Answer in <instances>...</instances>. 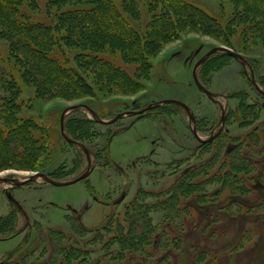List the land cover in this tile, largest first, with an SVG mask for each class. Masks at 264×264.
<instances>
[{"label":"rangeland","instance_id":"374dc122","mask_svg":"<svg viewBox=\"0 0 264 264\" xmlns=\"http://www.w3.org/2000/svg\"><path fill=\"white\" fill-rule=\"evenodd\" d=\"M35 1L34 9L27 0L22 6L34 11L35 18L52 17L54 6L47 8L48 0ZM188 1L217 17L226 30L200 15L192 17V25L148 50L152 55L146 51L147 76L133 61L111 60L113 67L132 70L128 91L119 87L118 72L99 75L98 83L94 74L100 60L86 62L75 55V44L63 40L68 61L81 77L77 82L85 86L82 95L61 91L56 69L22 59L20 68L28 71L20 88L6 85L0 76V100L6 98L9 109L44 126L53 145L40 161L44 147L32 140L35 127L18 123L1 137L6 143L0 155H27L36 161V170H0V178L6 179L0 181V216L13 217L11 232L0 235V264H51L61 257L60 245L63 254V246L76 243L87 251V264H264V41L259 33L245 39L239 21L231 20L234 9L264 15V0ZM144 15L142 11L133 22L144 27ZM61 30L62 24L53 31ZM36 33L29 27L25 38L31 52L47 59L51 52L37 42ZM10 39L0 30L3 63ZM84 46L108 49L106 42ZM218 47L231 52L232 59L221 49L207 57L196 70L201 89L192 79L193 66ZM165 99L183 102L188 111L173 102L151 106ZM72 124L80 125L79 131ZM234 148L250 164L239 175L249 194L224 199L216 172ZM87 171L88 176L70 185H52L42 176L23 183L35 172L62 183ZM186 172L192 184L182 193L179 178ZM229 199L234 202L228 206ZM118 222L125 235L132 230L130 238L137 234L140 241L133 246L129 240L128 246L125 240L121 249L118 241L108 243L111 256L105 257L101 239L117 235ZM81 258L72 264H81Z\"/></svg>","mask_w":264,"mask_h":264},{"label":"trees","instance_id":"16d2710c","mask_svg":"<svg viewBox=\"0 0 264 264\" xmlns=\"http://www.w3.org/2000/svg\"><path fill=\"white\" fill-rule=\"evenodd\" d=\"M27 2L29 3L30 10L37 7L35 0H27ZM23 3L24 0H0V30H5V33L7 32V34L11 36L9 56L4 60L5 64L0 61V76L1 80L6 85L9 86L11 83H14L19 88L22 83L24 84V76L22 74L28 71V67L26 66L20 68L19 64L22 59V61H28L34 66L39 65V67L43 69L48 67L56 69L61 77V82H59L60 87H64L61 91H77L80 92L81 95L83 94V88H85V86H83V84H78L79 81L77 82V80H80L81 77L76 75V71L69 63L68 55L64 51L63 45L61 46L62 40L65 41V43L75 44V55H83L86 62H90L93 65V61L100 60V63H95L96 72L98 73L94 74L98 83L100 82L99 75H105L109 72H118L121 80L118 84L119 87L128 91L129 88H133L130 81L131 76L129 74L132 70L130 71L129 68L124 69L120 66L113 67L114 65L110 63L111 60H113V62L117 59H122L126 62L133 61V66L137 68V71L147 76L150 72L148 70L145 71L143 68V66L147 65L149 62L146 59V51L148 52V50H150L151 52L158 41L162 39L166 40L167 37L173 35L175 31L184 27L187 23L192 25L190 22L192 17L200 15L199 18L211 21L218 29H222L221 31L226 30V27H221L217 17L210 15L199 5L188 0H48L47 8L50 5L54 6L50 9V12L53 14L52 17L49 16L45 19H38L37 14L35 18V12L30 10L27 11L24 6H22ZM234 10V15H232L231 20L239 21L241 35L246 39V36L250 33H259L264 41V15L252 12L250 9V11H246V9H242L243 11L239 9ZM142 11L145 12L144 27L139 24L140 21L138 23L133 22V20L139 19ZM8 24L10 27L7 29ZM61 24L63 30L54 32L53 30L60 28ZM29 27H34L36 29L37 33L34 38L43 48L51 52V54L47 55V59L41 52H31V43L25 38ZM105 42L108 44V49H101V51L90 48L87 49L88 47L84 46L85 44L101 45L105 44ZM53 43L54 48H51ZM150 52H148V55H152ZM225 54L232 59L231 54ZM124 83H128V87H126ZM55 87L57 88V85H55ZM86 91L91 93V88ZM4 99L6 98L3 97L1 100L4 101ZM7 101L2 102L4 103V107L0 106V148H4L6 143L5 140L1 141V137L7 136L13 128H15V124L27 123L28 126L35 127V131H30V134L33 136L32 140L34 139L37 142L43 143L44 152L40 159V161H42L53 151V145L51 146V142L49 138H47L45 127L38 122H33L32 118H22L14 109H9V107L5 106ZM2 103L1 105H3ZM6 114L7 116H5ZM77 125L72 124L71 128L79 131L81 126ZM82 127L84 133L87 129L86 125ZM250 135L251 134H247V140ZM254 135L258 137L257 134ZM239 149L240 148H234L229 151V156L225 157L224 163L221 165V170L216 172L221 174V185L223 186V188H221V195L224 196V199L226 196L230 198L246 193L249 194L244 188V183L241 182V176L239 175L240 173H247L248 165L250 164L245 160L246 157L240 154L238 151ZM34 163H36V161H33L32 158L27 155L25 157L21 155H0V170L11 167L21 170H36V167L33 166ZM252 166L255 168L254 165ZM188 176V172H186V174H182L179 178L180 186L184 185L182 193L183 191L187 193V190H189L188 187H191L192 182L190 183V181L192 178ZM225 182L228 184L227 187L225 186ZM226 189L228 190L226 191ZM172 192H174V190H172ZM173 198H175L174 195L168 197L167 200ZM235 200L237 204H240L237 199ZM233 202L234 199H229L227 205L229 206ZM139 213H141L140 210ZM12 220L13 217L10 216L9 213L0 216V235L11 232L10 227ZM117 229V235L101 239L105 242V257L111 256L109 252L110 245L108 243L112 244V242L118 241V247L121 249L122 243L125 240L128 246L129 240L132 241L133 246V243H138L140 241V237H138L137 234L132 235L133 238H130V231L132 230H129L128 234L125 235V233H123V227L119 222L117 223ZM76 246H70L68 249L63 246L65 250L63 251L64 253L61 254L62 247L60 245L59 250L61 257L52 261L51 264H72V261H76L80 256L83 258H81L78 263L87 264L85 260L87 251H82ZM117 255L120 257V252H118ZM97 263L99 264V261Z\"/></svg>","mask_w":264,"mask_h":264},{"label":"water","instance_id":"95a60500","mask_svg":"<svg viewBox=\"0 0 264 264\" xmlns=\"http://www.w3.org/2000/svg\"><path fill=\"white\" fill-rule=\"evenodd\" d=\"M220 49L223 50V51H226V50H224L222 47L215 48V49L210 50L209 52H207V54H206L203 58H200V59H198V60L195 62L194 66H193V69H192V79H193V81H194V83H195V85H196L197 87L203 89V88L199 85V82H198V80H197V76H196V70H197L198 66H199L202 62H204V60H205L207 57H209L211 54H213L216 50H220ZM226 52L229 53V54H231V52H229V51H226ZM204 90L209 94V92H208L206 89H204ZM262 94H263V93H262ZM263 95H264V94H263ZM164 102H173V103L178 104L179 106H181L182 108H184L185 110L188 111V108H187L186 104H184L183 102H181V101H179V100H175V99H165V100H162V101H160V102H156L155 104H151V106H153V105H157V104H159V103H164ZM137 113H140V112H137ZM118 117H119V116H116L115 119H117ZM62 118H63V116L61 117V120H62ZM61 123H62V121L60 122V124H61ZM212 139H213V138H209L208 140H200V142H201V143H205V142L211 141ZM88 174H89V171L85 172L84 174H81L80 176L74 178V179L71 180V181H68V182H62V183H56V182H53L52 180L48 179V178H47L45 175H43L42 173L35 172V173L33 174V176L29 177V179H28V180H25V182H23V183L29 182V181L32 179V177L42 176V177L45 178L48 182H50L52 185H58V186H61V185H70V184L76 183V182H78V181H81V180L84 179L86 176H88ZM0 181H6V179H5V178H0ZM23 183H18L17 185H20V184H23ZM123 197H124V194L121 195V197L117 200V202H119Z\"/></svg>","mask_w":264,"mask_h":264}]
</instances>
